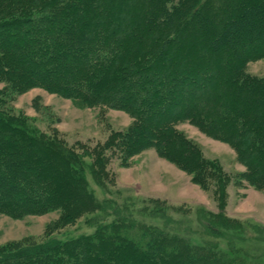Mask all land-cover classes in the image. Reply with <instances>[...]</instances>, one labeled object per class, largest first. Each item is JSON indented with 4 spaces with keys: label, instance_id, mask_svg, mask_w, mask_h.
<instances>
[{
    "label": "trees",
    "instance_id": "trees-1",
    "mask_svg": "<svg viewBox=\"0 0 264 264\" xmlns=\"http://www.w3.org/2000/svg\"><path fill=\"white\" fill-rule=\"evenodd\" d=\"M97 1L100 0H38L32 9L22 7L18 14L0 18V82L14 84L19 91L42 87L88 106L106 104L131 114L136 118V123L118 134L119 137L116 136L112 144L119 150L121 160L126 165L127 160L135 154L145 149H155L162 159L191 175L192 182L206 186L216 177L217 169L201 159L195 160L196 147L182 133L173 130L177 122H193L206 134L226 142L234 149L238 161L246 168L239 177L240 181L264 190V76H252L246 70L250 62L264 59V0H149L150 6L145 11L149 15L145 17V25L173 26L179 33L192 28L194 35L204 40L205 51L219 55L224 61V68L216 72V78L222 80V88L214 98L208 93L219 82L209 83L207 77V73L212 72L209 69L213 64L203 68L196 65L181 68L169 58L166 59L169 69L166 78L155 80V69L160 66V58L168 51L171 42L173 44L171 39L165 42L161 52L155 54L147 50L144 62L145 57L138 59L137 64L129 65L124 54L128 51L130 41L140 39L134 37L140 28L139 24L126 41L121 39L124 31L106 36L102 33V27L96 26L93 21L89 24L85 22L83 26H68L61 31L59 40H55L52 33L58 32L60 28L41 27L55 21L58 13L75 15L79 7L88 10V5ZM155 4L157 6L153 12L151 9ZM212 10L219 11L221 19L215 12L211 13ZM93 14L92 18L96 20L97 13L94 11ZM106 20L111 22L112 18L111 21ZM20 31L35 37L25 34L20 37ZM75 33L87 39L70 47L75 52L73 62L78 63V73L72 71L63 81H59L55 71L61 66L54 58L63 57L67 46L65 41L72 40ZM46 41H49L48 44ZM54 43L56 47L52 46ZM222 73L225 76L223 78ZM145 76L153 82L148 88L139 82ZM137 84L142 86L141 89H135ZM179 87L187 95L185 98L183 96L184 99L177 94ZM195 89L199 90L198 97L192 94ZM135 92L137 100L134 101L131 95ZM128 96L129 99L126 98ZM167 103L170 107L162 114L160 110ZM152 112L162 115V119L151 124L149 115ZM1 139L7 141L6 144H0V158L13 153L15 158L0 159V179L13 182L12 186H16L28 202L15 206L4 200L0 191V212L20 218L51 210L55 201L63 195L61 193L56 197L59 193L55 194V183L58 184V188L55 187L58 190H64L70 184L62 177V173H66L60 169L59 162L69 161L72 157L64 153L54 138L39 139V135L31 128L0 110ZM24 145H28L32 153L43 154L54 167L53 171L50 173L41 167L44 162L38 159L32 161L30 169L20 170L19 166L30 160L22 159L23 152L16 148ZM191 157L194 160L190 162ZM49 162L46 161L45 165L48 166ZM10 165L14 168V174L9 169ZM36 166L39 167L38 172L32 177V170ZM80 168V165L76 166V172H80ZM75 180L80 181L81 178L70 177L71 183ZM217 182L221 188L225 186L224 180ZM220 193L223 191L220 190ZM35 194L43 198L38 200ZM72 196L80 197L79 193H72ZM105 222L96 225L95 233L91 236L50 239L41 244L0 251V264H167L160 259L161 256L173 254L178 257L182 251L184 255L178 262L206 263L207 257L204 256L207 254L190 253L191 248L185 243L179 250H175L176 246L171 250L166 249L165 243L169 244L172 239L164 233L151 231L153 238L148 239L145 226L138 225L130 217L123 215L110 225ZM204 225L209 227L210 222L205 221ZM124 231L131 232L133 239L124 235ZM124 251H129V255H125Z\"/></svg>",
    "mask_w": 264,
    "mask_h": 264
},
{
    "label": "rangeland",
    "instance_id": "rangeland-1",
    "mask_svg": "<svg viewBox=\"0 0 264 264\" xmlns=\"http://www.w3.org/2000/svg\"><path fill=\"white\" fill-rule=\"evenodd\" d=\"M36 1L38 0H0V18L16 15L22 11V7L32 9ZM149 3V0H100L89 4L88 10L79 7L75 15L58 13L55 21L41 27L60 28L58 32L52 33L55 40H59L61 31L66 30L68 26H83L85 22L89 24L93 21L96 26L102 27V33L106 36L112 35V32L118 35L120 30L124 31L121 39L126 41L131 38L129 34L139 24L140 28L134 37L140 39L130 41L128 51L124 54L129 65H135L139 62L138 59L147 57V50L155 54L161 52L171 39L173 44L171 42L168 51L160 58V66L155 69V80L166 78V71L169 70L166 59L169 58L175 61L174 65L181 68L194 65L203 68L213 64L209 69L212 72H208L207 77L209 76V83L219 82L208 93V96L214 98L222 88V80L216 78V72L224 68L222 58L217 54H208L204 48V40L195 36L192 28L179 33L173 26L145 25V17L149 15V12L145 11L149 8ZM156 6L155 4L151 11L154 12ZM94 11L97 13L96 20L92 18ZM212 12L221 19L219 11ZM24 34L27 37H35L22 31L18 36L24 37ZM80 35L82 34L75 33L72 40L67 38L66 53L60 59L54 58L61 66L55 71V77L59 81H63L68 74L72 71L75 73L78 69V63L73 62L75 52L70 47L81 43L80 41H87L85 36ZM34 42L31 44H35ZM48 42L46 41L47 44ZM56 45L54 43L52 46ZM48 49L52 50L50 46ZM246 70L252 76H264V59L250 62ZM223 77L225 76L222 73ZM140 79L139 82L146 88L153 83L147 76ZM141 87L135 85V89ZM160 90L163 91L161 88ZM184 92V89L177 88L179 98L187 97ZM192 94L197 97L200 95L196 89ZM136 95V92L131 95L132 100H137ZM0 98V110L6 116L31 128L37 136L39 135V139L54 138L64 153L72 157L69 161L59 162L60 169L66 173H62V177L70 184L68 183L69 186L64 190H58V184L55 183L54 192L59 193L56 197L63 195L55 201L56 204L51 210L44 214H28L20 218L0 212V251L41 244L50 239L66 240L91 236L99 223L107 221L106 225H110L125 215L138 225L145 226L148 239L153 238L151 231L156 234L164 233L172 239L169 244L165 243L168 250L175 246V250H179L185 243L190 246V253L207 254L204 256L207 257L206 263L201 264H264V190L240 181L239 177L246 168L238 161L236 152L226 142L206 134L188 120L174 124L173 130L182 133L196 147L195 160L201 159L217 169L214 178L222 177L213 178L206 186H202L192 182L191 175L174 163L162 159L155 149L149 148L135 154L127 160L126 165L121 160L119 150L112 147L116 136L136 123V118L123 110L106 104L88 106L42 87L19 91L14 84L7 81L0 82ZM169 107L167 103L160 112L163 114ZM149 116L151 124L162 119V115L159 116L156 112ZM6 141L1 139L0 144H6ZM16 148L23 152L22 159H30L19 166L20 170L25 171L28 167L30 169L32 161L38 159L44 162L41 167L50 173L53 171L54 167L43 154H35L34 151L32 153L28 145ZM13 154H5L0 159H13ZM193 160L194 157L189 159L190 162ZM46 161L49 162L48 166L45 165ZM78 165L81 166L80 172L75 170ZM9 169L15 173L11 165ZM33 169L32 177L39 167ZM71 176L76 179L79 176L81 180L71 183ZM218 180H224L225 186L222 185L221 188ZM12 183L0 179L3 199L15 206L26 204L28 201ZM220 190L223 193H220ZM72 193H79L80 197H73ZM34 197L38 200L43 198L39 194ZM205 221L210 222L209 227L204 225ZM130 233L124 231L123 234L130 238ZM128 252L124 251V254L129 255ZM182 252L178 257L172 254L169 257L161 256L160 259L167 264H182L178 262Z\"/></svg>",
    "mask_w": 264,
    "mask_h": 264
}]
</instances>
